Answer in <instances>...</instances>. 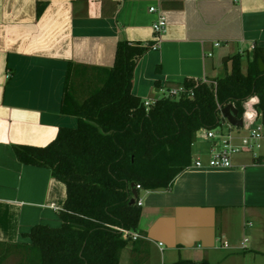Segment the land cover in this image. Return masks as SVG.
I'll list each match as a JSON object with an SVG mask.
<instances>
[{
    "label": "crops",
    "instance_id": "1",
    "mask_svg": "<svg viewBox=\"0 0 264 264\" xmlns=\"http://www.w3.org/2000/svg\"><path fill=\"white\" fill-rule=\"evenodd\" d=\"M152 6L167 27L134 70L144 100L186 79L210 81L232 55L264 46V0H0V264H17L14 243L33 226H60L67 199L65 183L20 161L14 146H45L60 127L78 125L61 112L69 64L94 74L114 65L119 40L154 42ZM210 149L200 130L192 163H207ZM138 191L142 237L119 264H264V140L230 168L190 166L168 189Z\"/></svg>",
    "mask_w": 264,
    "mask_h": 264
},
{
    "label": "trees",
    "instance_id": "2",
    "mask_svg": "<svg viewBox=\"0 0 264 264\" xmlns=\"http://www.w3.org/2000/svg\"><path fill=\"white\" fill-rule=\"evenodd\" d=\"M45 5L37 3V15ZM152 44L119 40L114 65L94 74L76 71L71 62L61 112L76 116L78 125L60 127L45 146H14L20 161L50 169L67 187L61 225L37 224L24 233L27 240L14 243L17 264H119L131 238L111 226L137 232L141 216L138 201L130 202L132 183L170 188L192 165L198 132L225 120L220 107L233 103L242 117L244 104L257 95L264 124V46L232 55L230 71L209 83L186 79L184 92L147 106L132 87L138 60Z\"/></svg>",
    "mask_w": 264,
    "mask_h": 264
},
{
    "label": "built area",
    "instance_id": "3",
    "mask_svg": "<svg viewBox=\"0 0 264 264\" xmlns=\"http://www.w3.org/2000/svg\"><path fill=\"white\" fill-rule=\"evenodd\" d=\"M150 11L158 12V19L153 23V30L155 33V41L151 45V48H157L159 46L160 38L166 31L167 20L163 11H158L154 6L150 7ZM217 42L215 45H219ZM211 55V54H210ZM197 83H209L207 79L196 80ZM215 84V83H214ZM185 88H173L168 91L171 95H177L180 92H184ZM155 101L145 100V105L149 106ZM222 107H220L221 110ZM260 116V114H259ZM225 119V118H224ZM254 123L248 129L232 125L227 119L217 129H202L204 131L205 139L211 140V149L209 151V157L207 163L201 158L195 160L191 166L196 167H211V168H230L233 165V157L242 151L252 152L254 155L262 147V141L264 140V124L259 120ZM137 189L141 188V185H136ZM137 200V199H136ZM138 204L141 205V201L138 200ZM115 230L119 231L125 237H129L136 240L142 235L138 232L131 231L123 226H111ZM246 239L241 243L240 247L245 248ZM162 247L163 243H159ZM224 246H229L228 241H224Z\"/></svg>",
    "mask_w": 264,
    "mask_h": 264
},
{
    "label": "water",
    "instance_id": "4",
    "mask_svg": "<svg viewBox=\"0 0 264 264\" xmlns=\"http://www.w3.org/2000/svg\"><path fill=\"white\" fill-rule=\"evenodd\" d=\"M164 13V12H163ZM260 69L264 71V62L259 60ZM260 102V98L255 95L251 97L245 104V112L242 117L239 116L238 108L233 104L229 103L228 105L221 108L220 112L222 116L227 119L232 125L243 127L245 129L250 128V126L254 123L255 120L259 117V111L257 109V105ZM251 114V116H249ZM132 194L131 203H135L138 198V189L136 188V184L132 183Z\"/></svg>",
    "mask_w": 264,
    "mask_h": 264
},
{
    "label": "rangeland",
    "instance_id": "5",
    "mask_svg": "<svg viewBox=\"0 0 264 264\" xmlns=\"http://www.w3.org/2000/svg\"><path fill=\"white\" fill-rule=\"evenodd\" d=\"M231 65H232L231 61H229V62L226 63V64L223 63V66H222L221 70L217 71V74H218L219 76L224 75L226 72L230 71V69H231ZM246 66H247V60L244 59V60L242 61V68H243V70H245ZM140 193H141L140 195L143 196L144 193H145V191L142 190Z\"/></svg>",
    "mask_w": 264,
    "mask_h": 264
},
{
    "label": "clouds",
    "instance_id": "6",
    "mask_svg": "<svg viewBox=\"0 0 264 264\" xmlns=\"http://www.w3.org/2000/svg\"><path fill=\"white\" fill-rule=\"evenodd\" d=\"M249 116H251V114H249Z\"/></svg>",
    "mask_w": 264,
    "mask_h": 264
}]
</instances>
